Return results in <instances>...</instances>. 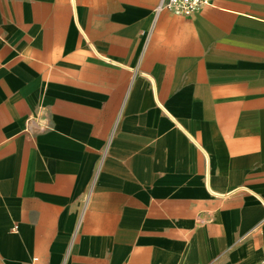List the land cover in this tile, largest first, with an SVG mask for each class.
<instances>
[{
	"label": "crops",
	"instance_id": "obj_1",
	"mask_svg": "<svg viewBox=\"0 0 264 264\" xmlns=\"http://www.w3.org/2000/svg\"><path fill=\"white\" fill-rule=\"evenodd\" d=\"M0 0V264H264V0Z\"/></svg>",
	"mask_w": 264,
	"mask_h": 264
},
{
	"label": "built area",
	"instance_id": "obj_2",
	"mask_svg": "<svg viewBox=\"0 0 264 264\" xmlns=\"http://www.w3.org/2000/svg\"><path fill=\"white\" fill-rule=\"evenodd\" d=\"M211 4V0H157L156 14L169 10L177 15L191 16L204 6Z\"/></svg>",
	"mask_w": 264,
	"mask_h": 264
}]
</instances>
